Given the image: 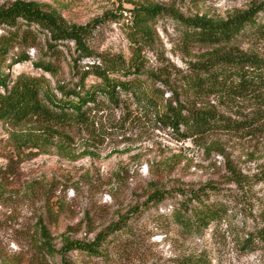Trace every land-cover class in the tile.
Segmentation results:
<instances>
[{"label":"rangeland","instance_id":"1","mask_svg":"<svg viewBox=\"0 0 264 264\" xmlns=\"http://www.w3.org/2000/svg\"><path fill=\"white\" fill-rule=\"evenodd\" d=\"M14 1L0 0V7ZM25 1L55 10L70 25L99 21L88 47L96 55L128 59L135 6H161L186 18L218 22L264 0ZM152 28L143 52L142 88L163 99L175 97L191 109L211 110L227 128L182 138L160 126L144 100L123 94L118 106L106 103L95 111L87 128L57 129L52 140L39 141L37 148L32 144L44 137L42 127L0 122V264H186L187 259L264 264V244L250 251L247 243L262 227L259 214L264 211V93L227 101L181 91L177 76L214 48L187 47L181 27L169 16ZM60 49V76L68 82L77 53L73 44ZM229 49L264 58V39L244 38ZM26 52L32 61L14 65L12 79L44 74L33 66L42 48ZM92 63L83 59L77 66ZM94 81L90 77L87 83ZM208 185L238 194L237 204L223 223L197 238L182 235L170 223V199L148 210L141 207L154 191L188 192ZM119 221L126 230L104 247V259L63 249L66 240L93 242Z\"/></svg>","mask_w":264,"mask_h":264},{"label":"trees","instance_id":"2","mask_svg":"<svg viewBox=\"0 0 264 264\" xmlns=\"http://www.w3.org/2000/svg\"><path fill=\"white\" fill-rule=\"evenodd\" d=\"M162 16H169L181 27V38L187 47L214 48L204 60L188 72L177 76L179 89L194 97H219L227 101L264 93V58L229 49L244 38L264 39V1L238 12L224 21L186 18L177 11L161 6L138 5L131 10L132 28L127 38L131 56L96 55L89 47L95 26L68 24L55 10L25 0H16L0 7V122L12 127L38 125L45 135L32 144L47 143L57 129L87 128L95 111L106 103L118 106L120 96L144 100L153 111L155 121L182 138L203 136L218 128L224 119L208 109H191L175 97L163 99L152 91L148 94L139 81L147 60L144 50L150 45L152 25ZM73 44L77 59L70 65L72 78L61 76L60 48ZM42 48V56L33 62L40 76L18 75L12 79L10 70L16 64L32 61L29 48ZM12 51H17L10 56ZM92 64L78 67L81 60ZM49 75L50 78L46 77ZM95 81L88 85L87 81ZM220 124V125H218ZM51 136V137H50ZM51 138L48 140V138ZM241 186V185H239ZM238 194L213 186L192 191H154L141 206L173 201L168 220L186 237H199L212 225L223 223L233 212ZM136 212L140 208L136 207ZM262 227L249 235L250 251L264 244V211L259 214ZM126 230L125 222L108 227L93 242L66 240L65 251H79L90 258L108 256L105 246ZM186 264H204L203 260L187 259Z\"/></svg>","mask_w":264,"mask_h":264}]
</instances>
